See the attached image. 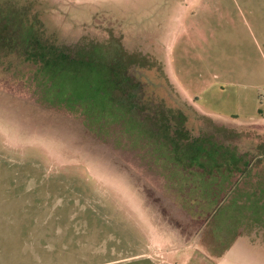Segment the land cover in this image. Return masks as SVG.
I'll list each match as a JSON object with an SVG mask.
<instances>
[{"label":"rangeland","instance_id":"rangeland-1","mask_svg":"<svg viewBox=\"0 0 264 264\" xmlns=\"http://www.w3.org/2000/svg\"><path fill=\"white\" fill-rule=\"evenodd\" d=\"M16 25L0 264H264V0H0Z\"/></svg>","mask_w":264,"mask_h":264},{"label":"trees","instance_id":"trees-1","mask_svg":"<svg viewBox=\"0 0 264 264\" xmlns=\"http://www.w3.org/2000/svg\"><path fill=\"white\" fill-rule=\"evenodd\" d=\"M15 30H11L9 32H6L4 34V36L2 37L0 35V42L1 41H6V42H11V43H17V41H19L20 43H23V38H20L18 36V26H14ZM35 38L33 36H26V47L22 45L19 46L18 49L25 51L26 50V56L28 55H31V54H36V55H45V56H49L51 55L50 54V51H53L55 50V47H52V46H41V43H38V42H35ZM23 46V47H22ZM17 49V48H15ZM19 50V51H20ZM136 96V99H139L140 98V93H138L137 95H134Z\"/></svg>","mask_w":264,"mask_h":264}]
</instances>
